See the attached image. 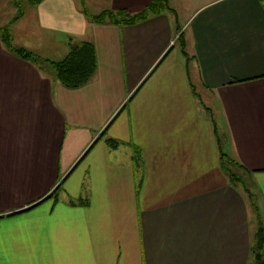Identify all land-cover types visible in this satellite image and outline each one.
I'll list each match as a JSON object with an SVG mask.
<instances>
[{
    "label": "crops",
    "instance_id": "obj_1",
    "mask_svg": "<svg viewBox=\"0 0 264 264\" xmlns=\"http://www.w3.org/2000/svg\"><path fill=\"white\" fill-rule=\"evenodd\" d=\"M79 4L44 0L13 25L46 62L0 37V264H252L258 225L218 138L264 226V0H204L183 26L94 23ZM72 43L97 58L77 89L50 64Z\"/></svg>",
    "mask_w": 264,
    "mask_h": 264
},
{
    "label": "trees",
    "instance_id": "obj_2",
    "mask_svg": "<svg viewBox=\"0 0 264 264\" xmlns=\"http://www.w3.org/2000/svg\"><path fill=\"white\" fill-rule=\"evenodd\" d=\"M43 1L44 0H15L14 4L18 10L15 18L9 25L0 27V37L8 50L19 58L31 61L33 63H43L46 62V60H41L38 56L34 55L25 48L17 47L14 44V35L12 33L11 25L22 18L26 13L22 2H25L30 6H35L39 5ZM77 1L81 2L82 11L85 14L87 20L94 23L112 22L120 25H135L148 20L152 16L160 15L165 12H173L172 8L170 7L169 0H152L151 3L148 4L142 11L135 14H131L126 10H121L117 13L113 11H104L99 15H93L89 11L84 0ZM178 41L181 46L182 53L188 58V54L186 52V41L183 33L179 35ZM50 64L54 69L58 80L65 87L69 89L81 88L91 81L97 70L96 51L91 43H83L80 45L72 43L71 52L65 59L58 62H51ZM218 141L220 161L223 171L227 173L231 186H233L235 189H240V187L243 188L247 194L249 205L259 220V224L253 236V243L251 246L252 264H264V226L260 220L261 218L256 202V196L250 183H248V175L251 176L252 173L248 171V169L243 165L239 164L236 160L232 159L227 153H225L222 148L220 138H218ZM109 143L113 147H117V143L112 141H109ZM134 150L135 158L137 159V163H139V151L136 148ZM60 188L61 186L57 187L54 195L51 197H58L57 192L60 191Z\"/></svg>",
    "mask_w": 264,
    "mask_h": 264
},
{
    "label": "rangeland",
    "instance_id": "obj_3",
    "mask_svg": "<svg viewBox=\"0 0 264 264\" xmlns=\"http://www.w3.org/2000/svg\"><path fill=\"white\" fill-rule=\"evenodd\" d=\"M84 1L89 11L93 15H99L103 13L104 11H113L117 13L118 11H120V8H122L123 6V4L121 3L126 0H84ZM203 1L204 0H169L171 7L174 9V11L171 13H172V18L175 20V24L183 26L186 20L197 9V7L203 3ZM14 2L15 0H0V27L9 25L15 18L18 10ZM79 3H80L79 5L82 7L81 2ZM22 5L24 6L25 10L28 11V14H30V6L25 2L24 3L22 2ZM16 22H14L11 25V29ZM23 24H25V22L22 24L21 23L18 24L20 26L17 29H15V31L24 32ZM12 33H13V30H12ZM18 38L19 36L17 37V39ZM14 44H15V40H14ZM205 97L206 96L204 95L203 99L205 102H207ZM240 189L247 196L243 188L240 187ZM258 224H259V220L256 214L252 213V227L255 228L257 227Z\"/></svg>",
    "mask_w": 264,
    "mask_h": 264
}]
</instances>
